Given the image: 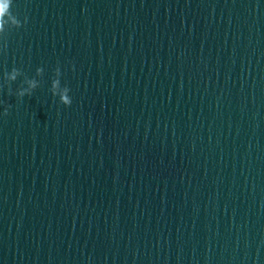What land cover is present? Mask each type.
Instances as JSON below:
<instances>
[{"label": "water", "instance_id": "obj_1", "mask_svg": "<svg viewBox=\"0 0 264 264\" xmlns=\"http://www.w3.org/2000/svg\"><path fill=\"white\" fill-rule=\"evenodd\" d=\"M11 11L0 264H264V0Z\"/></svg>", "mask_w": 264, "mask_h": 264}, {"label": "clouds", "instance_id": "obj_2", "mask_svg": "<svg viewBox=\"0 0 264 264\" xmlns=\"http://www.w3.org/2000/svg\"><path fill=\"white\" fill-rule=\"evenodd\" d=\"M12 3H13V0H0V30H2L3 28V23H4V17L7 15V16H11L17 23L15 25V27L19 28L22 26V22L17 18L16 15L13 14V12L11 11V6H12ZM27 22V17H25V20H24V23ZM18 70L17 69H14L13 70V74L11 76V79L12 80H15L16 79V75L15 73L17 72ZM33 87H35V84L33 83L32 85ZM69 89H65V93L68 91ZM20 97L22 98L25 93L23 91H21L19 93ZM62 103L66 106H70L71 103H72V100L69 98L68 95L64 94V95H61L60 97ZM9 107H11V105H9ZM8 107V108H9ZM8 108H5L4 109V115H7L8 114Z\"/></svg>", "mask_w": 264, "mask_h": 264}]
</instances>
